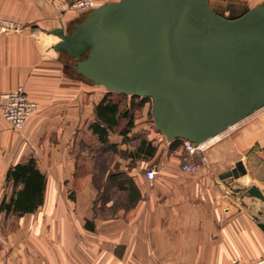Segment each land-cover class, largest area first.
I'll return each mask as SVG.
<instances>
[{"label": "crops", "instance_id": "1", "mask_svg": "<svg viewBox=\"0 0 264 264\" xmlns=\"http://www.w3.org/2000/svg\"><path fill=\"white\" fill-rule=\"evenodd\" d=\"M72 1L0 0V18L21 25L0 35V94L22 87L37 104L20 131L0 116V204L12 196L5 181L10 167L32 158L45 178L36 211L0 213V264H231L259 258L264 205L248 194L236 197L235 190L229 195L204 170L184 171L193 162L183 140L164 142L156 130L147 135L154 154L137 152L140 143L131 137L147 129L136 118L138 108L125 136L120 131L127 120L115 118L107 135L114 150H104L90 126L110 92L76 72L80 59L53 49L60 39L52 30L69 34L83 21V12L69 9ZM263 125L262 115L237 125L225 147L238 150L242 139L256 141ZM151 167L157 173L149 182L145 171Z\"/></svg>", "mask_w": 264, "mask_h": 264}, {"label": "water", "instance_id": "2", "mask_svg": "<svg viewBox=\"0 0 264 264\" xmlns=\"http://www.w3.org/2000/svg\"><path fill=\"white\" fill-rule=\"evenodd\" d=\"M50 33L60 39L55 51L80 59L82 77L150 98L168 142L200 146L264 106V5L228 22L208 0H120L90 10L69 34ZM246 174L237 161L219 179ZM246 192L264 204L256 186Z\"/></svg>", "mask_w": 264, "mask_h": 264}, {"label": "rangeland", "instance_id": "3", "mask_svg": "<svg viewBox=\"0 0 264 264\" xmlns=\"http://www.w3.org/2000/svg\"><path fill=\"white\" fill-rule=\"evenodd\" d=\"M76 1L77 0L70 2L68 5L69 8ZM119 1L120 0H110L107 3H115ZM93 2L95 4V8L107 4H100L96 1ZM208 5L219 17L228 22H232L242 17L253 8L263 6L264 2L263 0H255L252 2L240 0H208ZM87 13L84 12V16L80 21L86 17ZM109 94V100L118 103L119 108L139 109L136 113V118L139 121V124L147 126V129L133 134L131 140L133 143L145 141L151 145V141H148L149 137L147 135L157 132V129L153 124V117L151 114L152 100L148 97H132L114 92H110ZM260 115L264 116V106L217 135L219 139H217L216 142L210 143L213 141L212 140L206 143L208 145H202V147H205L192 154L190 158V161L196 165V169L192 173L197 172V170L206 171L213 177L212 179L214 180V183L222 184L224 189L229 191V195H233V192L230 190L240 189L241 191L236 197L245 196L247 194V189L252 185L256 186L264 194V152L262 151V148L264 147V125L256 131V137L254 139L256 141L252 142L251 139L247 138L242 139V143H240L238 150L227 144L225 147L224 144L225 140L238 133L239 127H237V125L245 127L249 119L252 120L254 116ZM217 136L215 138H217ZM163 139L165 140L164 142H167L164 136ZM249 141H251V143ZM164 142L161 143L163 144V147H161L162 150L166 148V144ZM177 145L178 144L175 146ZM106 149L107 147L104 146V150ZM237 161H242L244 167L246 168L247 174L245 176H240L238 179H218L219 174L230 172L234 168ZM243 178L245 181H242ZM261 204L263 203L261 202Z\"/></svg>", "mask_w": 264, "mask_h": 264}, {"label": "trees", "instance_id": "4", "mask_svg": "<svg viewBox=\"0 0 264 264\" xmlns=\"http://www.w3.org/2000/svg\"><path fill=\"white\" fill-rule=\"evenodd\" d=\"M110 96V94L108 93ZM105 96L96 106L97 122L90 126L94 134L98 136L99 141L108 149L114 150V147L108 144V131H111L117 121L115 118H124L127 120L125 127L120 131L121 135H126L133 126V110L128 108L119 112V104L112 102ZM180 140L176 139L172 144ZM173 146V145H172ZM137 152L146 156H152L155 149L145 141L140 142ZM6 184H12L13 192L8 201L5 199L0 204V213L6 216H22L32 213L42 204L45 178L36 168L34 159L29 158L25 163H19L10 167L5 177ZM19 189H16L17 187Z\"/></svg>", "mask_w": 264, "mask_h": 264}, {"label": "built area", "instance_id": "5", "mask_svg": "<svg viewBox=\"0 0 264 264\" xmlns=\"http://www.w3.org/2000/svg\"><path fill=\"white\" fill-rule=\"evenodd\" d=\"M95 8L93 0H77L69 8L74 12H89ZM21 25L11 19L0 18V35L17 32ZM37 104L30 100L22 87H17L9 92L0 94V116L7 122L14 131H20L27 120L36 110ZM185 149L189 154L198 152L202 147L193 143L184 141ZM184 171L193 172L196 169L194 163H188L182 166ZM156 167H151L145 171V178L152 182L156 176ZM231 264H264V253L256 260L243 262L237 258L232 259Z\"/></svg>", "mask_w": 264, "mask_h": 264}, {"label": "bare ground", "instance_id": "6", "mask_svg": "<svg viewBox=\"0 0 264 264\" xmlns=\"http://www.w3.org/2000/svg\"><path fill=\"white\" fill-rule=\"evenodd\" d=\"M215 137H216V136H215ZM215 137H214V138H215ZM214 138L210 139V140L207 141V142H210V141L214 140ZM207 142L203 143L202 145L206 144ZM202 145H200V146H202ZM242 181H245V179L243 178ZM242 181H241V183H242ZM242 184H243V183H242Z\"/></svg>", "mask_w": 264, "mask_h": 264}]
</instances>
